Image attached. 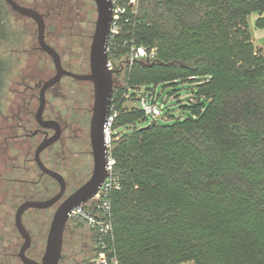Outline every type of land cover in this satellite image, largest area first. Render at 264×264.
<instances>
[{
  "label": "trees",
  "instance_id": "1",
  "mask_svg": "<svg viewBox=\"0 0 264 264\" xmlns=\"http://www.w3.org/2000/svg\"><path fill=\"white\" fill-rule=\"evenodd\" d=\"M7 6L0 0V48ZM253 12H264V0H139L125 25L158 52L131 64L119 49L114 59L111 154L120 187L111 202L120 264H264V50L248 30ZM6 68L0 57V105ZM185 82L191 97L180 108L188 113L167 109L170 122L143 126L149 116L125 104L127 92L135 98L144 87L157 101L159 85ZM68 222L90 228L95 255L81 264H92L96 229ZM15 257L24 264L15 248L0 249V264Z\"/></svg>",
  "mask_w": 264,
  "mask_h": 264
},
{
  "label": "rangeland",
  "instance_id": "2",
  "mask_svg": "<svg viewBox=\"0 0 264 264\" xmlns=\"http://www.w3.org/2000/svg\"><path fill=\"white\" fill-rule=\"evenodd\" d=\"M16 1L22 5L36 9L40 13L45 12L47 4V0ZM80 2L81 7H83L81 13H85L88 18L96 19L97 11L94 1L81 0ZM7 9L9 14V32L0 48V57L5 61L7 67V77L0 105V147L3 145L1 141H3L6 135L5 130L1 128V125L5 122L1 114L5 112L12 113V111L18 112L20 105L25 109L26 101L30 100V94L32 93L27 89V86L34 85L35 82L40 80H46L54 68L50 58L40 49L35 21L16 13L9 6H7ZM260 18L264 19V12L251 13L247 18V26L254 44L264 50V24L258 25ZM83 25L85 24L79 23L75 28L68 27L62 31L60 28L52 27L54 24L50 26L54 34L56 33L55 37L59 39L60 45H63L61 51L65 57V61L71 58L76 63V66H80L81 68V63H78L82 59H84V64L88 61L91 44L90 39L85 40L83 45L84 40L80 38L82 33L86 31ZM93 31L94 26L92 27L91 34ZM191 86L189 82L181 83L177 86L159 85L156 88V94L159 95L156 102L162 107L163 114L154 118L149 117L143 123V126L152 122L153 119L160 123L170 122L173 118L166 119L167 115H165V112L167 109H171L175 117L185 116L188 111H183L180 108V104L187 103V98L191 93ZM142 89L144 90V87ZM173 89H177L176 94L170 95ZM138 99V94L135 98L129 96L125 104L129 108H141L142 104ZM37 107L38 101L35 99L31 105V110L35 111ZM27 116L28 118H32V114L30 113ZM23 142L26 143L23 144ZM13 145L15 146L12 152L9 150L4 153L1 151L0 153V249L2 250L4 247H8V249L15 248L16 253H18L24 240L19 235L15 226L17 207L22 203L23 195L29 197L34 192L35 195L41 196L46 194L47 191L43 192L39 186L32 185L26 181L37 180L40 174V169L36 163L29 160L34 154L30 153L27 139H21ZM9 177H15L20 180L10 182L5 179ZM53 214V209L45 211L34 210L33 212H27L23 217L24 223L30 225L33 230V238L36 240L35 244L38 246L39 252L46 247V238ZM94 248V238L90 228L86 224L76 225L68 222L62 253L64 262L61 264H81L91 260L95 255ZM14 263L19 264L16 257L14 258ZM183 264L193 263L188 262Z\"/></svg>",
  "mask_w": 264,
  "mask_h": 264
},
{
  "label": "flooded vegetation",
  "instance_id": "3",
  "mask_svg": "<svg viewBox=\"0 0 264 264\" xmlns=\"http://www.w3.org/2000/svg\"><path fill=\"white\" fill-rule=\"evenodd\" d=\"M80 1L81 0H47L45 12L42 13V15L45 21V40L59 53L63 68L74 73L87 74L91 71L90 50L88 61H86L84 64V59H82L78 63H81L80 65H82V68L80 66H76V63L71 58L65 61V57L61 51L63 45H60L58 41L59 39L55 37L56 33L54 34L52 29V27H57L62 31L66 27L75 28V26L79 23L85 24L83 25V28H85L87 32L85 31L82 33L80 38H83L84 40L83 45L85 40L91 39L92 43L94 31L91 34V30L93 26L95 30L96 19L91 17L88 18L85 13H81V9L83 7H81ZM82 4L84 3L82 2ZM76 8H78V12L74 16H72L70 12H67V14L65 12L66 10H75ZM53 24L54 26H52L50 29V26ZM43 52L50 58L54 67L53 71L46 80H40L35 82L34 85L27 86V89H29L32 93L30 94V100L26 101L25 109L22 108V105H20L18 107V112L12 111V113L5 112L1 114L5 121L1 125V128L5 130L6 135L4 136L3 141H1L3 145L0 147V153L1 151L4 153L9 150L12 152L14 150L13 147L15 146L13 144L21 139L26 138L29 143L30 153L34 154V156H32L29 160L34 161L38 166L36 161V150L38 146L43 141L56 137L55 140H53V142H51L41 152V160L46 167L60 174L64 178L66 187L63 196L55 204L48 208H29L26 210L24 215L27 212H33L34 210L45 211L48 209H53L55 213V210L61 202H63L69 195L75 192L91 178L95 165V157L93 152L94 148L91 138V120L94 107V85L91 81L76 79L68 75L63 76L57 83L53 84L46 90L45 108L42 118L43 121L47 123L42 125L36 119V112L40 104L39 98L41 88L45 81L49 80L56 74V67L52 57L47 52ZM35 99L38 101V107L34 111L31 110V105ZM112 104L113 96L110 112ZM29 113L32 114V118H28L27 114ZM50 121L55 122L54 124H58V126H54L53 124L49 123ZM57 133H59L58 136ZM24 143L26 142H23V144ZM38 168L40 169L39 166ZM5 179L10 182L20 180L15 177H9ZM26 181L32 185L39 186L41 191L47 192L41 196L35 195L34 192L30 194L29 197L23 195L22 203L27 200H46L52 198L61 190L59 181L53 176L44 173L41 169L39 178L37 180ZM25 226L32 238V243L30 248L27 250V255L40 261L43 257L45 249L40 252L38 251V246L35 244L36 240L33 238L32 228L26 223ZM19 235L21 236L20 233ZM19 251L16 253L18 257ZM63 262V258H61L60 264Z\"/></svg>",
  "mask_w": 264,
  "mask_h": 264
},
{
  "label": "water",
  "instance_id": "4",
  "mask_svg": "<svg viewBox=\"0 0 264 264\" xmlns=\"http://www.w3.org/2000/svg\"><path fill=\"white\" fill-rule=\"evenodd\" d=\"M5 1L14 11L31 18L36 22L38 43L41 49L52 57L56 67V74L49 80L45 81L41 88L39 98L40 104L36 112V119L39 123L42 125L47 123L44 122L42 118L45 108L46 90L53 84L57 83L63 76L68 75L80 80H89L94 85V107L91 120V138L95 157L94 171L91 178L61 202L55 210L47 236L45 252L40 261L27 255V250L31 246L32 238L25 226L23 216L29 208H48L52 206L64 194L66 187L64 178L60 174L46 167L41 160V152L53 142L56 137L43 141L38 146L36 150V161L44 173L53 176L59 181L61 190L58 194L46 200L25 201L18 207L15 214V225L24 240L19 251V257L22 262L24 264H60L64 235L67 223L70 219V213L76 207L83 205L95 196L108 176V146L105 126H107L108 123L115 86L114 71L109 69L107 65V45L113 18L112 1L94 0L97 8V18L90 49L91 71L87 74H78L63 68L59 53L45 40V21L42 13L34 8L22 5L16 0ZM49 123L58 126V124H54L55 122L50 121ZM58 134L59 133H57V136Z\"/></svg>",
  "mask_w": 264,
  "mask_h": 264
},
{
  "label": "built area",
  "instance_id": "5",
  "mask_svg": "<svg viewBox=\"0 0 264 264\" xmlns=\"http://www.w3.org/2000/svg\"><path fill=\"white\" fill-rule=\"evenodd\" d=\"M111 1L113 18L107 45L108 68L113 71L115 70L114 59L119 49H125L127 51V59L131 64L141 59L151 61L156 58L158 52L157 47H148L137 43L133 31L131 29H125V25L130 22L131 15L137 13L139 0ZM137 92L142 104L141 108L147 116L154 118L155 116H161L163 114L162 107L156 101H152V97H149L148 94H144L142 88H139ZM129 96L130 93L127 92L125 97L129 98ZM117 113L118 111L115 105L112 104L106 126L108 176L95 196L83 205L76 207L70 213V218L82 219L97 231L100 250L98 255L92 260V264H120L114 247L115 235L111 202L112 190L120 187L118 178L113 174L115 159L111 154L112 124Z\"/></svg>",
  "mask_w": 264,
  "mask_h": 264
}]
</instances>
